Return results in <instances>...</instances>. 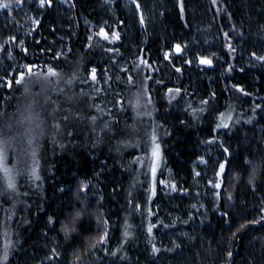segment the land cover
I'll use <instances>...</instances> for the list:
<instances>
[{
	"label": "trees",
	"instance_id": "1",
	"mask_svg": "<svg viewBox=\"0 0 264 264\" xmlns=\"http://www.w3.org/2000/svg\"><path fill=\"white\" fill-rule=\"evenodd\" d=\"M101 3L102 0H75V8L71 9L66 20L61 22L57 20V14L53 10H48L32 38L25 43V46L29 48V55L24 57L21 52L18 56L22 62L36 58L40 63L48 60L49 63L62 64L65 73L71 72L76 61H80L79 73L82 77L89 79L90 69L96 67L100 84H81L77 81L69 91L78 94L82 89L88 93V96L83 99L89 104H99L104 111L113 108L111 102L114 98L116 101H122L126 111L120 112L119 105L113 108L116 115L120 117V127L134 126L137 131L133 132L131 127L125 128L117 140L111 143L105 142L96 147H92L93 140L87 132L71 144L68 140H63L65 144H68L66 149L55 147L53 151L54 145L51 141L44 142L46 150H41L42 155L39 159L41 187L38 190L34 186L29 188V182L22 177H17L20 192L27 191L28 196L20 195L10 198L8 195H0V250L3 249L7 239L16 244V248L11 251L8 264H45L46 253H49L53 241L63 242V234L57 235L60 224L55 225L56 232L49 231L51 239H46L42 235V231L45 230L43 228L45 211L49 214L63 213L61 216L63 220L64 216L72 210L70 201L76 207L80 206L72 196L77 184L80 181L88 182L89 180L103 196L100 210L111 217V240L108 246L115 249L123 239L125 219L132 225L130 231L133 234V240L124 246V251L121 253L124 259L117 260L101 252L99 264H168L175 260L179 261L180 258L177 260L173 252L163 251V248L169 247L170 244H166L162 239L157 240V237L162 231H177L180 227L188 229V225L176 223L175 228L154 229L153 243L162 251L158 256L151 254L150 238L146 231L149 220L156 223L161 219L165 222L173 221V213L179 212L177 207L184 208L183 204L187 201V197L177 194L169 199L164 197L158 188L159 180L164 178L166 172H169L174 181L191 191L195 182L194 162L200 156H206L211 161L209 149L213 145H207L203 141L212 138V129L219 122V113L226 115L230 113L233 123L230 131L222 130L215 135L231 145L233 149L240 150L264 137V112L258 110L251 124L244 123L253 118L254 103L264 107V100L260 99L264 98V68L256 61H251L253 66L249 67L251 52L264 54V41L261 40L264 32L257 24L258 20L264 22V15H260L261 10L264 9V0H218L216 6L212 4V0H184L183 19L180 18L177 0H158V4L155 3L159 7L157 13L159 24L141 28L139 31L137 29V35L134 37L131 31L129 35L123 31L126 24L120 25L110 21L108 8L99 9ZM100 16H103L102 20L99 19ZM119 19L121 20L120 17ZM85 20L99 24L106 22L110 27L108 25L92 27L93 39L89 42L83 24ZM233 26L237 29L236 33L230 31ZM100 27H105L109 31L110 38L111 31H120L121 41L115 44L103 41L95 35ZM225 32H229L231 43L237 49L232 54L235 59L229 61L237 69L231 74L227 72V65L224 63L228 59L225 52V46L228 43L224 37ZM239 32H243L242 37L237 35ZM60 35L67 38L65 49H62L60 41L56 40L60 38ZM35 40H40L41 44H35ZM89 43L92 44L91 48L88 47ZM176 43L187 45L179 56L175 54L173 48ZM105 47L119 49V53L107 52L104 50ZM47 48H52L55 52L63 51L66 61H52L51 53L47 56L41 55V49ZM69 48L72 49L71 52ZM141 49L145 51L141 53ZM128 51L130 53H127ZM165 52L171 54L176 66L182 67L183 74L175 73L172 65L163 59ZM126 53L129 57H126ZM212 53H216L220 59L213 57ZM141 54L149 60L152 67L141 66L142 72L138 74L135 64L139 63ZM198 56L212 58L214 67L200 65ZM183 60H191V66L183 63ZM121 67L129 69V72H121ZM240 67L245 69L243 73L238 70ZM141 75L151 76L152 79L142 81ZM128 76L133 77L131 83L127 80ZM106 78L108 80L104 82ZM156 80H161V84H156ZM233 84L243 85L254 95L242 96L232 89ZM97 87L101 91L96 92L94 89ZM168 88H181V93L180 95L174 92L169 94ZM213 91L217 93L214 100L211 99ZM5 95L9 93L5 89H0V107L5 103L3 99ZM11 95L13 96L11 106L7 108L9 113L14 112L18 104L23 107L28 102V99L22 96V89ZM138 95L141 106L134 109L133 105ZM149 96H151V103L148 102ZM171 96H176V99L169 103ZM91 97L97 99L93 101ZM53 99L61 100L65 107L69 106L64 96L59 98L53 96ZM201 99H209L210 104L202 105ZM190 104L191 108H189ZM201 107L205 108V111L203 113L196 111L193 115V111ZM146 111L150 115L145 114ZM91 114L103 118L99 120L98 128L104 120L110 119L104 116L103 111L93 110ZM182 120L185 123L182 124ZM237 120L240 123H235ZM87 123L85 121V124ZM153 128L158 137L157 143L160 144L161 156L156 172L158 194L148 204V188L152 180L153 163L149 137ZM101 136L103 137L102 133ZM117 145L120 146L119 152L115 150ZM16 163L15 160H11L9 166ZM29 163H31L30 160ZM18 167L23 168L24 165L19 164ZM97 172H100L99 178L95 176ZM235 175L240 176L239 182L233 178ZM246 180L247 176L244 173L229 175L227 190L233 192L235 199L233 202H228L227 192H225L219 202L220 210L228 212L231 218L227 223L222 222L219 211L212 210L215 204H213L211 189L207 188L204 205L208 223L199 231L197 239L183 250L180 264H225L223 250L229 247L228 241L232 232L236 231L244 217H257V209L261 207V200L264 199V188L251 194L245 187ZM4 186V177L0 173V191H3ZM57 186L64 188L68 195L60 192ZM114 186L115 191H113ZM129 192H132V197L128 196ZM141 194H143L144 205L141 212H135L127 201L135 198V202H140ZM98 199L99 196H93L90 199V213L96 212ZM188 202L190 205V200ZM13 204H15L14 214ZM41 206L43 210H40ZM148 208H151L155 215L148 217ZM9 215H12L11 220L7 219ZM29 220L32 221L31 225L27 223ZM84 224L88 230L82 232L71 246L60 247L61 260L56 264H71L73 252L84 250L88 240L95 237L94 216L91 217L90 222L86 217ZM229 228L231 231L228 230ZM5 230L9 233L7 238L3 235ZM162 243L164 245H161ZM262 244H264V232L248 231L243 240L234 242L232 247L236 258L235 264H264V259H261L262 251H264ZM21 248L26 251L20 250ZM164 255L171 259L156 261ZM87 256L88 254H84L82 261Z\"/></svg>",
	"mask_w": 264,
	"mask_h": 264
},
{
	"label": "snow or ice",
	"instance_id": "2",
	"mask_svg": "<svg viewBox=\"0 0 264 264\" xmlns=\"http://www.w3.org/2000/svg\"><path fill=\"white\" fill-rule=\"evenodd\" d=\"M61 4L68 3V0H60ZM116 3V0H102L101 7H111ZM180 18H184L185 4L184 0H177ZM218 0H212V4L216 6ZM25 5L34 7L37 11V15H41L43 11L47 9L54 8V0H0V11L6 12L11 16L12 11H22ZM76 4L71 3L70 7L75 8ZM126 6H134V13L138 16V22L141 27L145 26L146 18L143 12V5L140 0H129V4ZM219 11V9H218ZM260 15H264V9L261 10ZM231 19V14H229ZM31 22L37 27L40 26V19L34 17H29ZM106 23V22H105ZM120 24H124V21H120ZM257 24L262 32H264V22L257 21ZM110 27V26H109ZM243 27V25H241ZM36 29H31L28 32V35H32ZM55 31V29H52ZM231 32L236 33L237 29L233 26L230 29ZM96 36L100 37L103 41L108 42L109 44H115L121 41L120 31L113 30L111 31V38L109 36V31L105 27H100L99 31L95 33ZM239 36H243V32L237 33ZM225 39L228 40V43L225 46V52L228 56V59L224 61L227 65V72L231 74L236 71L235 65L231 64L229 61L235 59L232 55L236 52V47L231 43V37L229 32L224 33ZM93 39L92 36L88 37L90 42ZM261 40L264 41V36H261ZM25 40L18 39L16 35L10 34L3 43H0V54H6L9 60L14 59V50L13 45L19 47L20 51L23 53L24 57L29 55V48L25 46ZM35 44H41L40 40H35ZM88 47L91 48L92 44L89 43ZM175 54L181 55L184 49L187 48V45H182L181 43H176L173 45ZM107 52H116L119 53V49L115 48H104ZM72 49L69 48V52ZM141 53L145 50L141 49ZM51 53L52 61H66V56L63 51L55 52L52 48L41 49V55L47 56ZM212 56L216 59H220L216 53H212ZM163 59L168 61L170 65L174 68L175 73L183 74V69L180 66H176L175 61L171 58L169 52H165ZM199 64L204 65L208 68L214 67V61L212 58H205L203 56L197 57ZM251 61H256L259 65L264 68V54H257L256 51L251 52L249 67H252ZM68 63H72L68 61ZM183 63L191 66V60H183ZM80 61H76L75 67L69 73H65L62 68V64L49 63L48 60L40 63L36 58L27 60L22 64H17L14 69L10 67L11 75L6 72L3 76H0V89H5L9 95L3 97L5 103L0 107V173L3 174L5 186L3 191H0V195H8L10 198H14L20 195L28 196V192L24 191L23 193L19 190V185L17 183V177L24 178L28 183L29 188L39 189L41 187L42 177L39 173V159L42 155L41 150L45 149V141L50 140L52 145L59 147L61 149H66L68 144H65L63 140H68L69 144L73 141L79 139L81 135L85 132L91 135L93 140L92 147H96L102 143L108 142L111 143L113 140H117L120 135L125 131V128L131 127L133 132L137 131L134 126L125 125V128L120 127V117L116 115V112L113 111V108H116L119 105V111L124 112L126 109L123 108L122 101H116L115 98L111 102L113 108H108L107 111H104L99 104H89L83 98L88 96V93H85L82 89L78 94H73L69 90L72 86L79 81L81 84L98 85L101 81L97 76V68L92 67L90 69V79L88 77H82L79 73ZM151 68L152 65L149 60L144 55H139V63L135 64V68L138 74H141L142 69ZM240 72H244L245 69L240 67L238 69ZM121 72L127 73L129 69L120 68ZM152 79L151 76L141 75V80ZM108 78L104 82H107ZM127 80L129 83L132 82L133 77L128 76ZM156 84H161V80H156ZM143 88V83L141 84ZM232 89L240 93L244 97L253 96L254 93L246 89L243 85L233 84ZM22 89V96L28 99V102L23 106L17 105L14 112L9 113L7 108L11 106V100L13 99L12 93H15L18 90ZM96 92L101 91L99 87L94 89ZM227 90V89H226ZM147 91V89H145ZM167 92L172 94L173 92L176 95H180L181 88H168ZM53 96L57 98L64 96L67 101L68 107L64 106V103L59 99H53ZM217 93H211V99H216ZM95 101L96 97H91ZM176 99V96H171V100ZM264 100V98H260ZM148 102L151 103V96L148 97ZM200 103L202 105L208 106L210 104L209 99H201ZM141 106V101L139 95L136 98V102L133 105L134 109H138ZM147 109V105L144 106ZM192 105H189L191 108ZM104 112V116L110 117V119L104 120L103 124L99 125V120L103 119L98 118L96 115H92V111ZM264 112V107L261 104H255L252 108L253 118L244 121V123L251 124L253 119H255V114L257 111ZM196 111L203 113L205 108L201 107L193 111V115L196 114ZM145 114L150 115L146 111ZM219 122L214 125L212 129V138L206 139L203 143L207 145H217L220 151L219 157L212 163V171L214 173L213 178L207 181L206 187L211 189V195L213 197V204L215 207L213 211H219L222 222H229L231 219L229 213L226 211L220 210V204L224 193L227 192L226 199L228 202H233L235 197L232 191L227 190L229 175L232 173H244L247 176L246 180V189L249 193L255 194L261 188H264V137H261L260 141L253 142L247 146L242 147L240 150H235L231 145L226 144L223 140L219 138L218 134L222 130L230 131L233 123L232 115L219 113L218 116ZM85 121L88 123L85 124ZM181 123H185L183 120ZM235 123H240L239 120ZM162 127V125H161ZM103 134V137L101 136ZM166 134L167 131H166ZM62 138V139H58ZM151 142V155L153 158V163L151 166V184L148 188V197L147 203L150 204L152 200L157 196V185H156V171H157V161H159L161 152L160 144L157 143V135L155 128H153L152 133L150 134ZM135 146V145H133ZM115 150L120 151V146L117 145ZM11 160H15L17 163L12 164ZM29 160L31 163H29ZM139 162V158H137ZM199 164L209 165L210 161L205 159L204 156L198 158ZM19 164H23L24 167H18ZM54 167V165H53ZM103 170V169H102ZM193 174L195 177H201V172L193 169ZM97 178L100 176V172L95 174ZM237 182L240 180L239 175L233 177ZM99 182V180H98ZM160 183L164 188L169 189L170 192L166 194L175 193L178 196H187L190 194V190L179 185L176 181H163ZM58 190L65 195H68L65 192L64 188L57 186ZM115 191V186L113 188ZM197 196L200 194L197 193ZM74 200L79 202L80 206L76 207L74 204H71V211L68 212L67 216H64V219L61 220L63 213L53 212L49 214L45 211V220L43 224L42 235L46 239H51L49 237V231L56 232L57 229L55 225L60 224L59 231L63 234V242L53 241L52 246L49 250V253H46V259L50 264H56V262L61 260L60 247L65 245L71 246L75 243L76 239L81 235L82 232L87 231L85 228L84 219L94 216L96 224V235L93 238L88 240L86 248L81 251L73 252V259L71 264H81L84 254L91 255L92 250L97 252H103L105 256H110L117 260H123L124 256L121 253L124 251V246L130 243L133 240V234L130 231L132 225L128 223L127 219L123 221V239L120 241L118 246L115 249L110 248L108 245L110 243V228H111V217L106 216V214L100 210L102 207L103 196L99 194L96 190L95 185L89 180L88 182L80 181L76 186L75 192L72 194ZM91 196H99V199L96 201L98 208L95 213H90V198ZM129 197H132V192L128 193ZM7 202V201H5ZM128 205H131L135 212H141L142 206L144 205L143 194L140 196V202H135V198H130L127 201ZM30 207V205H29ZM192 209H195L197 213H200L201 209L205 208L204 204H192ZM15 204H13V214H14ZM40 210H43L42 206ZM257 217L253 218H243V222L232 232V236L228 241L229 247L224 249L225 253V264H235V254L232 250L234 242H240L243 240L244 236L248 234V231L256 230L264 232V199L261 200V207L257 209ZM207 210L201 215L206 217ZM155 213L151 208H148V217H152ZM8 220L12 219V215L7 217ZM179 219V218H178ZM195 217L189 213L188 220H194ZM187 221H185L186 223ZM31 225L32 221H27ZM200 224H204V220H200ZM170 229L176 227V221L165 222L164 220H159L158 223L149 220L146 231L147 235L150 238L149 243L151 245V254L153 256H158L162 249L157 247L153 241L155 240L154 229L158 228ZM231 231V228L228 229ZM247 230V231H246ZM4 237H8L9 233L7 230L3 233ZM182 235L188 240L192 241L194 238L189 236L187 233H182ZM194 246V245H193ZM187 247L184 240H181L179 243L176 240L170 241V246L163 248L164 252H173L179 254ZM16 248V244L10 239H7L4 243L3 249L0 250V264H8L9 256L11 251ZM262 249H264V244H262ZM20 250L26 251L21 248ZM67 250V249H65ZM261 259H264V251H262Z\"/></svg>",
	"mask_w": 264,
	"mask_h": 264
},
{
	"label": "rangeland",
	"instance_id": "3",
	"mask_svg": "<svg viewBox=\"0 0 264 264\" xmlns=\"http://www.w3.org/2000/svg\"><path fill=\"white\" fill-rule=\"evenodd\" d=\"M157 1L158 0H140V2L143 5L142 10L146 18V24L143 27L140 26L138 22V16L134 13V6H126L129 4V0H116V3L111 7V9L108 8L107 10L108 14L110 15V17L109 16L108 17L110 18V21L111 22L113 21L114 23H119L121 20L124 21L125 22L124 25L126 24V27L124 28L123 31L127 33L128 35L130 34V31H131L134 37L137 35V32H136L137 29L139 31V29L141 30V28H145V27L148 28L150 26L159 24L158 23L159 19L157 18V13H158V8H159L157 5L158 4ZM71 3H75V0H68V3H64V4H61L60 0H54V8L43 11L41 15H37L36 9L28 5H25L22 11L13 10L11 16H9L4 11H0V43H3L4 40L7 39L10 34L16 35L18 39H23L27 43L29 38H32V36L34 35L36 31L33 32L32 35H28V32L31 29L38 28L35 24L31 22L29 17L40 19V21L42 22V18H44L45 15L48 13L47 11L53 10L54 13L57 14V20L59 22H61L62 20L65 21L71 9H73L72 7H70ZM105 8L106 7H101V5L99 4V9L103 10ZM118 16L121 18V20L119 19ZM161 16H162V12L160 14V17ZM102 17L103 16H100L99 19L102 20L103 19ZM83 24H84V28H86V31H87V39L89 36H92V27H98L99 25L109 26V23L106 24L105 22H103L99 24L98 22L93 23V21H89V20H85ZM120 25H123V24H120ZM56 40L60 41L62 49L66 48L67 38L60 35V38L58 37L56 38ZM13 50H14L13 60H9L6 54H0V76H2V74H5L6 72H8L9 74L11 73L9 66H11V68L14 69L17 64L24 63L18 56V54L21 53L19 47H16L13 45ZM127 53H130V51H128ZM126 57H129L128 54ZM219 151L220 149H218L217 145H213L209 149V154L211 155V159H210L211 161L209 165L199 164L198 159L194 162L193 169H195L196 171H200L201 177H195V182L193 184V188L190 191V194L188 196H184V197H187L186 202L182 200L183 202H185L183 204L184 208L180 209L179 207H177V209H179V212L173 213L174 214L173 220L176 221V223H178L179 225H188L189 228L187 229L184 227H180L177 231H169V232L162 231L160 232V235L157 237V240L162 239L166 242V244H170V241L172 240H176L178 243L181 240H184L185 244L188 246L191 242H193V240L197 239V237L199 236V231L208 223V215L206 214V217L204 215H201V213L205 212L206 210L205 208L201 209L200 213H197L195 209H192L191 205L194 203L197 205L201 203L204 204V199L206 198L205 196L207 195V191H208L207 190L208 187H206L207 181L212 179L214 175L211 165L219 157V154H218ZM204 157L205 159H208L206 156ZM158 163L159 161H157V168H158ZM161 180L172 181L173 179L171 178L169 172H166L164 178L160 179L158 182V188L161 191L162 195L169 199L175 193L166 194V192H170V190L164 188V186L160 183ZM197 193H199L200 195L197 196L196 195ZM92 197L93 196H91V198ZM188 200H190L191 202L190 205H189ZM189 213H191L195 217L194 220H188ZM200 220H204L203 225L200 224ZM185 221L187 222L185 223ZM182 233H187L189 236L193 237L194 239L192 241H188L182 235ZM161 245H164V243H162ZM182 252H180L179 254L174 253V257L176 256L177 260L179 258L181 260ZM100 253L101 252L92 250L91 255H88L81 262V264H99L100 263ZM166 259H171V258H167V256L164 255L156 261L166 260ZM180 260L179 261L175 260L174 262L172 261L168 264H180ZM48 263L49 261L47 260L45 264H48Z\"/></svg>",
	"mask_w": 264,
	"mask_h": 264
}]
</instances>
